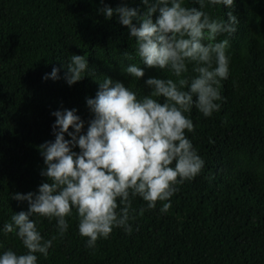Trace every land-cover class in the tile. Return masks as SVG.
I'll return each mask as SVG.
<instances>
[{
  "label": "trees",
  "instance_id": "obj_1",
  "mask_svg": "<svg viewBox=\"0 0 264 264\" xmlns=\"http://www.w3.org/2000/svg\"><path fill=\"white\" fill-rule=\"evenodd\" d=\"M122 3L141 15L147 7L140 0H0V254L26 252L15 232L2 229L15 212L28 210L27 201L13 194L37 192L48 182L40 174L46 165L39 146L55 139L52 112L76 109L86 132L92 119L86 98H95L105 77L123 82L138 98L151 91L148 78L176 79L168 69L141 63L127 27L98 11ZM184 5L199 7L197 0ZM202 10L223 20L232 11L239 20L235 33L218 38L229 39V75L220 81L222 99L216 101L220 110L205 117L193 106L186 113L194 124L186 136L203 169L176 186L166 213L160 211L164 202L148 209L134 198L132 232L114 228L95 248L79 234L75 209L63 236L55 218L34 215L44 239L55 237L47 257L36 254L37 264H264V0H234L232 9L205 0ZM73 54L84 55L88 68L69 86L65 66ZM132 63L144 69L142 79L124 71ZM192 67L189 78L196 75ZM53 68L59 79L50 77Z\"/></svg>",
  "mask_w": 264,
  "mask_h": 264
},
{
  "label": "clouds",
  "instance_id": "obj_2",
  "mask_svg": "<svg viewBox=\"0 0 264 264\" xmlns=\"http://www.w3.org/2000/svg\"><path fill=\"white\" fill-rule=\"evenodd\" d=\"M140 2L147 6L142 15L126 3L98 11L108 20L115 15L127 27L141 63L168 69L176 79L150 77L145 85L151 91L138 98L123 82L105 77L95 98H86L92 114L86 132L76 109L51 113L55 139L39 146L46 165L40 174L48 182L41 183L37 192L13 194L12 199L27 201L28 210L15 212L2 229L5 234L15 232L26 252L8 249L0 254V264H37V253L48 256L55 237L44 239L34 215L55 218L58 235L63 236L69 227L66 217L75 209L79 234L87 238V247L95 248L98 239H107L114 228L132 232L134 198H142L148 209L164 202L160 211L166 213L176 186L203 169L204 160L186 136L194 131L186 113L193 106L205 117L220 110L216 101L222 99L220 81L229 75V39L218 38L235 33L239 20L232 11L227 20L211 18L202 10L205 0H197L199 7H187L184 0ZM207 4L232 9L234 0H207ZM123 54L134 59L129 52ZM189 64L196 74L191 78L185 75ZM65 67L64 79L71 86L85 77L88 61L73 54ZM124 71L139 80L145 76L140 64H129ZM58 73L53 68L50 77L59 79ZM144 211L141 208L140 214Z\"/></svg>",
  "mask_w": 264,
  "mask_h": 264
}]
</instances>
